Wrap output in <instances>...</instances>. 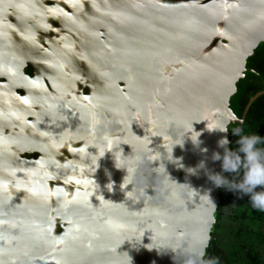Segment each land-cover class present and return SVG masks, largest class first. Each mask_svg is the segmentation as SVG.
<instances>
[{"label": "water", "instance_id": "1", "mask_svg": "<svg viewBox=\"0 0 264 264\" xmlns=\"http://www.w3.org/2000/svg\"><path fill=\"white\" fill-rule=\"evenodd\" d=\"M262 43L264 0H0V264L209 246L220 188L188 169L222 172L217 141L264 94L231 108Z\"/></svg>", "mask_w": 264, "mask_h": 264}, {"label": "clouds", "instance_id": "2", "mask_svg": "<svg viewBox=\"0 0 264 264\" xmlns=\"http://www.w3.org/2000/svg\"><path fill=\"white\" fill-rule=\"evenodd\" d=\"M209 131L226 134L228 128L226 125H215ZM232 133L239 137L236 141L238 148L231 150L229 148L230 141L227 135H224L217 141V146L223 149V153L213 152L211 157L213 162H222V172H214L208 169L204 161H201L196 169H188V171L196 174L199 170H203L215 187L239 193L240 197L248 196L251 207L264 213V146H262L264 145V137L256 134H242L243 128L241 127L233 128ZM191 140L197 147L202 143L198 140V136L195 140L191 136ZM180 145L183 146L182 143ZM201 151L206 153L208 150L203 148ZM222 173L232 174L231 178ZM207 247L208 242L205 241L201 247L187 251L184 256V264H221L218 257L205 258ZM158 254H170L175 261V249L171 252H159ZM127 264H133L132 257H128Z\"/></svg>", "mask_w": 264, "mask_h": 264}, {"label": "trees", "instance_id": "3", "mask_svg": "<svg viewBox=\"0 0 264 264\" xmlns=\"http://www.w3.org/2000/svg\"><path fill=\"white\" fill-rule=\"evenodd\" d=\"M254 53L247 57V66L250 70L246 72V76L248 75L252 76V80L243 82L242 79L245 80L246 78H242L238 82V90H241L239 85H243L244 89L243 91H237L236 94L231 99V108L233 111L239 116L242 117L244 114L246 107L251 99L252 96L256 95L259 91L264 90V43L260 44L258 48H256ZM240 96L242 99L240 101V108L239 111L235 110V105L237 104V97ZM264 98V94L260 95L257 99L253 101V103L250 105L247 113L246 118L240 126L243 128V133L245 135H260L261 137H264V114L261 115V113L264 111V103L260 102V99ZM239 127L238 124H230L229 129L231 126ZM249 125L251 127V132H248ZM229 136L234 137L235 135H232V133L229 131ZM239 139L238 136L235 137L234 141L231 142L233 146V150L238 148V145L236 144V141ZM229 144V145H230ZM264 146V145H262ZM229 178H231L232 174H229ZM260 190V189H258ZM220 195V202L218 204V209L216 211V221L219 220V214L220 210L222 208H228L229 210L225 213L228 214L232 222L240 223L242 222L243 217L248 218L250 215L248 214L249 210L252 208L250 204V199L248 196L240 197L239 193H234L232 191H228L227 189L220 188L219 190ZM241 198L244 201V204L240 206L237 210H235V213L232 210L233 204H238L241 200ZM218 215V216H217ZM231 222V223H232ZM214 228V227H213ZM252 230L247 225H239L235 235L236 238L243 241L241 244L240 242L237 244L232 245L234 247V250L231 253H227L222 248L218 249L216 248L214 238L211 240L209 246L207 247V255L206 259L209 257H218L221 264H264V247H258L256 246H250L247 242L249 239L248 237L243 236L244 233H248ZM227 261V262H226Z\"/></svg>", "mask_w": 264, "mask_h": 264}, {"label": "rangeland", "instance_id": "4", "mask_svg": "<svg viewBox=\"0 0 264 264\" xmlns=\"http://www.w3.org/2000/svg\"><path fill=\"white\" fill-rule=\"evenodd\" d=\"M245 78H246L245 80L242 79V83L252 80V76L250 75H248ZM239 86L241 90H238V91H243L244 89L243 85H239ZM241 99L242 98L240 96L237 97V104L235 105V110L239 111V108H240L239 104H240ZM260 102L264 103V98H261ZM262 114H264V111L261 113V115ZM233 128H235V126L232 125L229 129L231 133H232ZM249 132H251L250 125H249V129L247 133ZM235 137L236 135L233 137V140L231 142L234 141ZM229 148L233 150L232 144L229 145ZM243 204H244V201L241 198L240 202L237 205L236 204L232 205L233 212L235 213V210L240 208V206H242ZM228 210H229L228 208H222L219 214L220 218L218 221H215V224H214L213 238L215 241L216 248L218 249L219 247L227 251V253H231L234 250V247L232 245L237 244L239 242L242 244L243 241L236 238V235H235V232L239 225H247L248 227L252 229L250 230V232L243 234V236L245 237L249 236V239L252 240L253 244L251 243V241L249 240L247 241L250 246L252 245L256 246L257 249L258 247H261V248L264 247V213L258 212L254 210L253 208H251L248 212L250 217L248 218L243 217L242 222L234 223L232 222L231 217L225 213Z\"/></svg>", "mask_w": 264, "mask_h": 264}]
</instances>
